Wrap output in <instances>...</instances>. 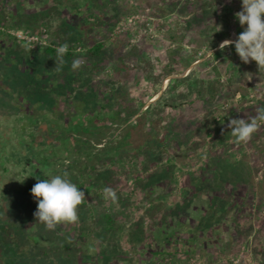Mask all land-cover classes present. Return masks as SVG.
Returning a JSON list of instances; mask_svg holds the SVG:
<instances>
[{
    "label": "rangeland",
    "instance_id": "rangeland-1",
    "mask_svg": "<svg viewBox=\"0 0 264 264\" xmlns=\"http://www.w3.org/2000/svg\"><path fill=\"white\" fill-rule=\"evenodd\" d=\"M47 1L0 0V138L30 127L57 154L60 142L73 150L79 138L80 154H51L52 164H43L39 150L33 160L47 178L66 170L85 199L76 223L50 231L36 221L38 202L25 184L5 192L9 182L0 179V232L6 231L0 251L7 264H21L30 252L20 236L31 226L40 236L31 264H264V193L256 190L264 178V122L247 143H236L224 129L216 133L220 123L256 116L264 99L257 63H244L234 44L219 47L243 28L235 17L242 0H96L89 7L83 0ZM47 8L51 13L43 17ZM17 30L39 38L22 40ZM98 42L104 44L100 57L90 52ZM63 44L73 56L57 73L44 50ZM77 58L85 63L73 71ZM33 67V75L26 72ZM213 79L219 86L214 98L207 88ZM121 108L115 121H106L109 110ZM95 124L108 126L96 135L73 133ZM126 136L116 155L102 153ZM17 150L11 146L5 157L16 158ZM7 160H0L1 175ZM240 160L254 169V191L243 183L228 185L221 200L210 189L196 195L189 190L198 178L212 180L220 162ZM106 187L116 192L115 203L103 198ZM208 202L224 204L217 218L223 225L211 228L214 219L207 214L198 226ZM12 217L17 218L11 222ZM189 226L197 230L189 253L168 255L164 250H173V241L157 243L153 237L164 227L173 239L189 238ZM11 227L25 248L21 254L10 251Z\"/></svg>",
    "mask_w": 264,
    "mask_h": 264
},
{
    "label": "trees",
    "instance_id": "trees-1",
    "mask_svg": "<svg viewBox=\"0 0 264 264\" xmlns=\"http://www.w3.org/2000/svg\"><path fill=\"white\" fill-rule=\"evenodd\" d=\"M47 2H49V1H47ZM83 3L87 7H89V5H91L93 3L96 4V0H83ZM45 5H46V7L49 8L48 4H45ZM54 5L52 6V10L55 7ZM76 6H78V4L75 5V7ZM48 8L46 10L47 13L46 14L44 13L43 17H47V16L50 15L51 12H48ZM28 26L30 28L32 27V25H30V24ZM190 27L191 26H189V28ZM185 29H187V26H186ZM243 30H244L243 28L242 29L241 28L238 29L237 34L239 35ZM238 35H237V37H238ZM103 46H104V44L102 42L96 43L90 50L91 54L93 56L100 57L102 55ZM44 56H45V58L47 60H49L51 62L55 61L56 48H52V47L45 48ZM72 56H73V53L69 51L64 56V60H68ZM102 67L103 66H101L99 68L97 73L101 72ZM26 72H28L30 75H33L31 72H35V69H34V67L33 68H29V69L26 70ZM181 80L185 81L186 79L183 78V79H180V81ZM207 88L210 90V96L214 98L216 96V93L218 92V88H219V86L217 84V81L214 80V79L211 80L209 82V86ZM184 95L185 94L181 93V94L178 95V98L181 99L180 97H183ZM117 97H115L116 101L119 99V98L117 99ZM167 101L168 102H172L169 99ZM258 101H259V104H258L259 107L260 108H264V99L263 100H258ZM102 109L103 110L101 112L104 113L106 111V105L105 104L102 105ZM250 109H251L250 110L251 113H253L254 108H252V106H250ZM109 111L112 112V113L109 112V116H108V119L106 121H108L109 119H111L112 121H115L116 117L123 112V109L121 108V109H117V110L114 109V110H109ZM93 119H94V117H93ZM95 119H97L96 116H95ZM223 123L226 124L227 128L224 127ZM223 123H220V125L216 128V133L219 134L222 129L227 131V133H231V129L228 128V121L227 122H223ZM107 126H108V124H102V125L95 124V127L90 129L91 131L86 130V129H77L73 133H76V134H79V135L80 134H95L96 135V134H98V133H100L102 131L101 129L103 127H107ZM131 127L132 126H129V128L127 129V134L128 135L131 134V132H132L131 131L132 130ZM40 128L41 127H39V129ZM22 131H18L16 134H14L13 131L6 132V133H3V137L4 138H0V141L1 142L3 141V145H4L0 149V160L1 161H3V160L6 161L7 159H9V160H7V164H3V166H2V169L4 170L2 175L0 173V179L4 178V179H6L4 181H8L9 182L8 189L7 190L5 189V192H7V191L9 192V191L13 190L14 188L17 189L18 187L22 186L23 184H25L26 190H28V191L31 190V188L36 183L35 179L39 175L43 174L40 171V165L35 160H33V158H34L33 155L35 156L36 154H39L38 153L39 150L41 151L40 154L44 155L43 159H44L45 163L43 162V164H52V162L50 160H48L49 157L51 156V154H55V156L62 155V157L65 158L69 154H72V153L80 154L81 151H82V146L83 145L80 143L81 140L79 138H75L74 137L76 142L75 143H71L73 150H71V149L68 150L67 147L65 146V144H67V143L64 144L65 141L62 139L63 141L60 142V144H59L61 146L62 150L58 151V154H57V151H54L51 148V144H50L51 142H47L46 143L44 141V139H43V141L40 142L38 140V136L39 135L37 136L36 132H31L30 131V127H24V130H22ZM1 133H2V130H0V135H1ZM43 134H44V138L49 137L50 136V130L49 129H44ZM6 136L8 137L9 141L5 140ZM63 136H64L65 140L69 139V137H70V136H66V135H63ZM127 137L128 136H126L122 140L118 141L116 144H112L109 147L103 148L102 149L103 150L102 153L116 155V153L118 152V149H120L123 146L124 143L128 142V141H126ZM70 138L72 139L73 135H71ZM83 143H84V140H83ZM9 145H10V147L13 146L15 151H16L17 148L21 149V150H19L20 152L17 150L18 155H15L16 158H14V159H12L13 154H12V156L10 155V157L9 156L5 157V155H6L5 153H7V150H9V148H10ZM37 170H38V172H37ZM214 172H215V175L213 176L212 180L208 179V178L207 179L206 178H202V177L198 178V180H196V183L194 184L195 186L192 185L191 186L192 188L189 186V188H190L189 190L194 192L195 195H196L199 191L204 190L205 188L206 189H210V191H212L213 194L217 198H219L221 200L223 198H227V194L228 193L225 192V190H226V187L228 185H232V187L238 188L239 185H241L243 183L250 190H252V191L255 190L254 169L252 168V166H250V164L248 163L247 160L236 161L235 163H232V164H226V163L220 162L218 164V166H216ZM10 173L14 174L13 177L12 178H9V177L7 178V174H10ZM26 176H28V177L23 182L17 180V179L23 180ZM256 190H258L260 193H264V178L262 179V181H260L257 184ZM207 204H208L207 205L208 206V210H209V208H210V210H209V212L207 210H201V211H204L203 212L204 215L203 216L201 215L199 217L200 220L198 221V226H199V223H201V224L203 223L202 222V218L205 215H207V214L210 215V217L214 219L213 220L214 224H212V226H210L211 228H213L214 225L216 227L218 225H223L224 222L223 223L219 222V220H217V218L223 216L222 208L224 207V204H216V203L211 204L209 202ZM14 218H17V217H14ZM14 218L13 217L10 218L11 222H12V220ZM107 219H108V223L110 222L109 228L111 230L113 228V224H112V220L113 219H111V217H109V216H107ZM189 219H190V217H188V220ZM31 227H32V230L29 229V231L26 232L25 235L20 236L22 239H24L26 242H28V244L31 247V248H29L30 252H28V254L24 253L25 258H24V261H21V264H31V262L34 260L33 256L35 255V252H33V250L35 251L37 249V245L36 244H38L39 243L38 241H40L39 240L40 236L39 235L34 236V234H33V231H34L33 226H31ZM175 227L176 228H180V227H182V224L177 222L175 224ZM204 227H205L204 230H206L209 227V225L204 226ZM188 229H189L190 233L192 234V235L189 236V238L179 237L177 239L176 238L173 239V235L174 234H172V235L168 234L167 235V231L165 230L164 227L159 228L158 229L159 230L158 235H155L153 237L156 239L157 243L161 242L162 240L163 241L166 240V241H168L171 244V242L173 241V250L172 249L164 250V252L166 254H168V255H182L183 253H189L190 244H188V243H190V241L196 240V237H197V230L194 227L189 226ZM217 230H218V228H216V231ZM13 231H14V229H13V227H11V228L8 229V233H7L9 242H11V243H9L10 251L11 252L13 251L14 253H20L21 254V253L25 252L24 251L25 248L23 246H21V244H20L21 242L19 243V241H18L19 240V236L13 234ZM137 231L141 234V233L144 232V228L142 226H140V227H138ZM134 238H135V236H134ZM134 238H133V241H134ZM0 244H1V242H0ZM156 253H163V252H162V250L161 251L158 250ZM47 254H48V252L44 251V256L47 255ZM14 257L16 258L18 256L11 254L10 258L13 259ZM13 264H20V262L17 263V260L14 259V263Z\"/></svg>",
    "mask_w": 264,
    "mask_h": 264
},
{
    "label": "clouds",
    "instance_id": "clouds-1",
    "mask_svg": "<svg viewBox=\"0 0 264 264\" xmlns=\"http://www.w3.org/2000/svg\"><path fill=\"white\" fill-rule=\"evenodd\" d=\"M239 24L244 30L235 40L225 39L220 48L229 45L235 46V51L244 63L255 61L259 72L264 77V0H242V10L235 13ZM220 27L217 31H220ZM43 46V45H41ZM68 45L63 44L56 49L55 67L57 73L62 71L65 64L64 56L67 54ZM214 54V52L212 51ZM85 61L77 58L72 61V70L83 66ZM259 122H264V108L257 110L256 116L250 119L233 118L228 124L231 135L236 143H247L258 130ZM23 180L17 179L23 182ZM33 198L38 202L34 212L36 221L45 225V228L54 231L57 225L73 224L79 220L78 207L85 199V192L69 179V173L64 170L62 174L49 175V178L40 180L31 188ZM103 198L117 201L116 192L106 187L103 189Z\"/></svg>",
    "mask_w": 264,
    "mask_h": 264
},
{
    "label": "flooded vegetation",
    "instance_id": "flooded-vegetation-1",
    "mask_svg": "<svg viewBox=\"0 0 264 264\" xmlns=\"http://www.w3.org/2000/svg\"><path fill=\"white\" fill-rule=\"evenodd\" d=\"M37 172H38V170H37ZM48 177V175H39L37 178H39L40 180H43V179H46ZM37 178L35 179V182H37ZM4 220H7V219H4ZM1 233H6V231L5 230H3V231H1L0 232V234ZM7 233H8V229H7ZM2 237H4L3 235H2ZM2 244H4V242L2 241ZM2 247V246H1ZM5 253H4V250L2 249L1 251H0V264H7V262H6V258H5Z\"/></svg>",
    "mask_w": 264,
    "mask_h": 264
},
{
    "label": "built area",
    "instance_id": "built-area-1",
    "mask_svg": "<svg viewBox=\"0 0 264 264\" xmlns=\"http://www.w3.org/2000/svg\"><path fill=\"white\" fill-rule=\"evenodd\" d=\"M3 29V28H1ZM16 35L18 36V38L25 40L26 38H29V41H36V39H38L39 37L37 35H29L28 33H26V31L24 30H17L16 31Z\"/></svg>",
    "mask_w": 264,
    "mask_h": 264
}]
</instances>
